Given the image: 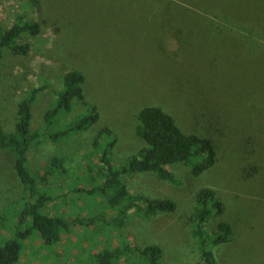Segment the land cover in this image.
I'll use <instances>...</instances> for the list:
<instances>
[{
  "label": "rangeland",
  "instance_id": "374dc122",
  "mask_svg": "<svg viewBox=\"0 0 264 264\" xmlns=\"http://www.w3.org/2000/svg\"><path fill=\"white\" fill-rule=\"evenodd\" d=\"M20 15L38 22L41 32L23 36L22 42L31 45L28 56L7 52L0 58L3 129L15 130L21 100L31 88L46 84L31 121L33 130H43L68 71L83 74L85 99L60 113L50 133L90 107L97 108L99 120L87 131L46 139L29 154L37 173L53 157L65 158L66 178L40 189L61 196L43 213L66 223L79 219L57 244H45L31 229L25 211L38 196L32 198L21 182L14 154L0 147V247L19 236L15 264H94V251L128 242L159 245L161 264H201L194 208L203 188L214 190L225 205L208 227L213 230L222 221L233 227L230 242L211 248L216 264H264V0H0L1 26L11 27ZM146 107L163 109L185 134L210 137L218 160L197 178L184 164L172 166L181 185L152 173L125 177L133 194L170 198L177 209L147 218L131 215L130 225L116 228L105 220L113 213L106 211L103 197L86 189L94 186L91 177L101 166L95 153L115 140L111 160L120 171L145 146L136 126ZM105 129L109 135L101 136L94 149ZM90 151L92 158H85ZM103 213L95 226L82 219ZM127 263L148 264L139 257Z\"/></svg>",
  "mask_w": 264,
  "mask_h": 264
},
{
  "label": "trees",
  "instance_id": "16d2710c",
  "mask_svg": "<svg viewBox=\"0 0 264 264\" xmlns=\"http://www.w3.org/2000/svg\"><path fill=\"white\" fill-rule=\"evenodd\" d=\"M40 32L41 25L26 15L18 16L17 21L9 28L0 25V58L7 52L16 56H28L31 45L23 43L22 38L27 33L37 36ZM84 80L83 74L78 71L65 73L63 87L57 92L55 105L47 111L45 127L41 131L31 128L32 108L39 94L48 89L46 84L31 88L26 97L21 100L13 132H6L0 121V147L14 154L15 170L21 182L30 191L32 198L38 196L34 204L28 205L25 215L31 219V229L38 231L47 245L59 243L63 234L69 231L68 225L78 222L79 219L66 223L59 217H50L43 213L44 206L60 199L61 196L57 195L55 198L41 193L40 189L53 188L55 181L66 178L68 169L65 167V158L53 157L48 168L40 173L31 170L28 158L30 152L44 140L58 141L69 135L87 131L98 122L97 108L90 107L87 113L77 121L66 125L54 134L50 133V126L56 122L60 113L70 112L75 100L84 102ZM136 134L144 141L145 146L136 155L128 158L120 171L115 170L111 160L115 140L108 144L102 153H95L101 166L95 174L96 179L94 176L91 177L94 186H89L86 193L103 197L108 206L106 211L113 215L106 217L103 213L84 217L82 219L87 226H95L97 220L106 217L105 220L109 224L115 225L116 228H123L131 224L129 221L131 215L147 218L176 211L177 203L170 198L153 199L140 193L133 194L127 186L126 178H132L138 173H152L161 181L181 185L177 174L171 169L172 166L184 164L190 168L191 175L197 178L217 163L218 151L214 140L196 134H185L175 119L159 107H146L140 111ZM104 135H109L107 129L97 136L93 143L94 149H98L99 140ZM92 155L94 154L90 151L85 154V158H92ZM89 163L90 161L87 160L85 164L87 168L91 167ZM123 177H126L125 180ZM95 182L98 185H95ZM195 203L194 216L197 229L194 231V237L198 239L200 263L216 264L211 248L230 242L233 227L226 221L219 222L213 230L208 227L209 219L213 214L225 212V205L214 190L201 189L196 195ZM19 239L18 236L0 247V264H15L19 260L21 253ZM131 257L142 258L148 264H161L163 249L159 245L151 244L142 248L128 242L118 243L108 248L102 247L100 251L93 252L94 264H128Z\"/></svg>",
  "mask_w": 264,
  "mask_h": 264
}]
</instances>
